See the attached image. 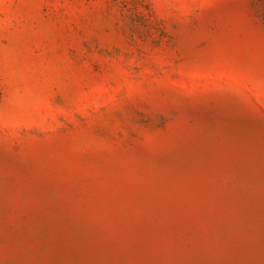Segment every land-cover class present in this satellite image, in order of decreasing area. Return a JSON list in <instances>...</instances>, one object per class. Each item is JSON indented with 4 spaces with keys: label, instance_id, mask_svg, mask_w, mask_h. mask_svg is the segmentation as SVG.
<instances>
[{
    "label": "rangeland",
    "instance_id": "1",
    "mask_svg": "<svg viewBox=\"0 0 264 264\" xmlns=\"http://www.w3.org/2000/svg\"><path fill=\"white\" fill-rule=\"evenodd\" d=\"M0 264H264V0H0Z\"/></svg>",
    "mask_w": 264,
    "mask_h": 264
}]
</instances>
